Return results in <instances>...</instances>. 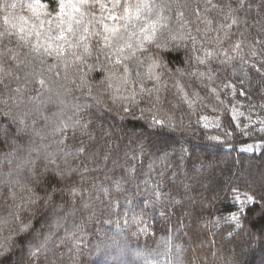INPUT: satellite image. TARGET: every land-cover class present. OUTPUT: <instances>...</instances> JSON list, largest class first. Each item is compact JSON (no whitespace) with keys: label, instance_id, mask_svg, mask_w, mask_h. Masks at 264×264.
I'll list each match as a JSON object with an SVG mask.
<instances>
[{"label":"trees","instance_id":"obj_1","mask_svg":"<svg viewBox=\"0 0 264 264\" xmlns=\"http://www.w3.org/2000/svg\"><path fill=\"white\" fill-rule=\"evenodd\" d=\"M153 2L127 73L0 11V264H264V0Z\"/></svg>","mask_w":264,"mask_h":264},{"label":"snow or ice","instance_id":"obj_2","mask_svg":"<svg viewBox=\"0 0 264 264\" xmlns=\"http://www.w3.org/2000/svg\"><path fill=\"white\" fill-rule=\"evenodd\" d=\"M52 4L55 5L53 8L54 15L48 12L49 4L43 3L42 0H29L27 3H21L20 0H13L9 3L8 0H3L0 3V11L7 13L3 17L4 24L8 26L5 31L8 35H12L13 32L9 29L15 30L16 33L20 34L19 38L25 44L31 43L29 38L35 31V35L37 37L43 35L46 42L37 41L33 44L34 51L40 52L42 49L43 53L48 56L71 55L78 61L83 60L85 55H91V44L88 36H99L101 38L98 41V44L101 45L98 48L100 54L107 57L110 63L123 65L125 73L128 72V68L124 62L135 57L138 51L147 52L146 44H155L157 48L161 47L160 44L156 43L157 32L159 31L157 25H160L161 20L165 18L160 17L158 12L153 13V9L156 7L153 0H52ZM18 8H26L39 23H32L29 26L32 17L18 15L15 11ZM84 9L88 11L86 12ZM97 9L100 11L99 19H96ZM153 14L156 15L157 19H150ZM42 15L51 18L42 20ZM86 15L91 16L92 19L85 22L84 17ZM180 15L182 16L183 13ZM109 20L114 23L109 24L107 22ZM121 21L123 23H120ZM140 21L145 22L139 25L138 32L135 30L129 32V28L135 29L137 27L135 22ZM45 24L48 27L42 33L38 29L44 28ZM89 24L101 25L102 31L90 32L87 26ZM162 26L166 27L167 23L165 22ZM85 33L88 35L86 36ZM124 33H128L127 38H125ZM77 34H79V38L75 39ZM132 37H136L135 43L132 42ZM172 38L176 39V37ZM77 48H82L83 51L78 53L75 51ZM113 58L115 59L113 60ZM203 62L201 61V63ZM39 83L43 86L45 81L39 80ZM156 123L160 124L162 121L157 120ZM69 127L70 125L64 124L60 131L63 132ZM245 195L247 196V194ZM247 198L253 199L251 196H247ZM232 218L235 219L234 216ZM24 230H26V226H22L21 231ZM2 247L0 246V248Z\"/></svg>","mask_w":264,"mask_h":264}]
</instances>
